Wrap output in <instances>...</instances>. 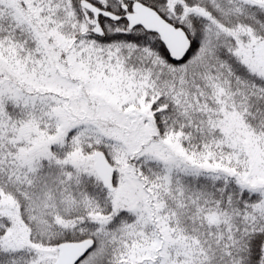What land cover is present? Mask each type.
Masks as SVG:
<instances>
[{
  "label": "snow or ice",
  "instance_id": "obj_1",
  "mask_svg": "<svg viewBox=\"0 0 264 264\" xmlns=\"http://www.w3.org/2000/svg\"><path fill=\"white\" fill-rule=\"evenodd\" d=\"M0 264H264V0H0Z\"/></svg>",
  "mask_w": 264,
  "mask_h": 264
}]
</instances>
